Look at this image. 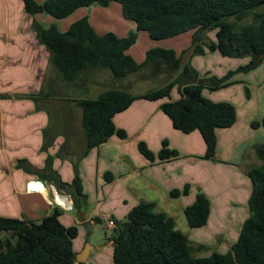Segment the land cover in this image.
<instances>
[{
    "label": "crops",
    "instance_id": "1",
    "mask_svg": "<svg viewBox=\"0 0 264 264\" xmlns=\"http://www.w3.org/2000/svg\"><path fill=\"white\" fill-rule=\"evenodd\" d=\"M43 15L44 13H38L34 18L43 26L54 23L50 21L44 24L41 20L45 19ZM32 18L24 12L21 0H0V215L39 220L57 207L61 210V223L64 226L75 225L78 229L73 239L75 253L80 252L86 242L89 249L85 262L114 264L112 238L102 247L94 246L86 226L99 220L105 223L107 219L122 220L141 201H153L157 210L166 211L175 218L178 228L177 217L196 200L199 192H203L211 202L206 225L182 231L187 234L198 257L208 256L215 251H229L238 240L245 220L250 216L249 199L253 184L248 175L249 170L260 166L262 162L256 155L255 147L264 143V126H254L253 123L261 122L264 118V61L250 71L237 72L232 78L233 83L227 87L219 90L204 88L205 97L213 101H229L237 109L235 124L216 130L215 158H204L206 144L199 130L184 133L176 129L169 116L160 108L163 102L181 97L178 85L173 87L171 98L155 101L137 99L129 108L116 113L113 122L127 131V138L111 136L106 142L89 149L83 156L85 140L81 110L76 100L89 98L90 93L97 94L99 90L94 86L103 83L97 78L101 72L105 71L107 77L104 85L109 88H127V79L114 81L109 71L93 69L81 72L73 81H64L55 72L50 77L46 72L48 81L44 82L49 54L36 40L31 27ZM71 23L66 21L60 30H66ZM120 23H125L127 27L125 32H115L120 37L127 36L130 31H137L135 22L121 20ZM95 31L98 34L105 33ZM193 33V30L187 31L165 38L172 41L161 43L163 41L155 42V39H151L147 31L140 30L135 44L127 52L142 63L151 48H172L178 54L188 49L183 55L187 54L184 64L190 61L197 69L199 78L212 75L221 77L229 70L242 66L236 64L229 69L224 67L225 70L216 68L209 57L212 60L211 54L219 51L206 49L204 54H194L191 48ZM140 38L144 39L147 46L137 49ZM204 57L205 63L202 59L197 63L199 58ZM245 59L250 60L249 57ZM160 64L161 62L147 64L148 69L155 66L151 70L154 76L164 73L157 71ZM170 75L172 77L173 73L170 72ZM132 80L135 81L136 78ZM43 88L44 92L40 93ZM142 93L144 92L134 94ZM31 94L40 102L51 103L54 113L60 115L62 109L59 108L63 106L67 109V122L58 121L51 133L49 131L52 144L47 151H42L41 145L44 131L49 126L50 110L46 106V109L42 107V104L36 108ZM97 96L98 94L90 98ZM59 101L63 103L59 105ZM164 140H168L170 148L179 152V157L151 162L139 150L138 143L145 141L158 153ZM63 143L65 155L56 157L55 153ZM47 154L53 156V168L64 182L70 183L74 179L73 162L76 163L82 191L86 196L82 221L78 219L70 194L58 190L51 181L25 172L15 165L17 159L25 158L34 167L41 168ZM105 173H110L109 181L105 179ZM186 184L190 185L188 194L176 198L170 196L173 189H182ZM57 192L68 194L65 204L56 200ZM6 235L12 241L15 240L11 232L0 231V239ZM199 245L204 248L197 250ZM92 250L94 253L88 260Z\"/></svg>",
    "mask_w": 264,
    "mask_h": 264
},
{
    "label": "trees",
    "instance_id": "2",
    "mask_svg": "<svg viewBox=\"0 0 264 264\" xmlns=\"http://www.w3.org/2000/svg\"><path fill=\"white\" fill-rule=\"evenodd\" d=\"M24 12L33 17L31 27L36 40L49 54V61L55 73L64 81H73L81 72L93 69H108L115 80L140 71L150 62L166 63L178 75L164 86L142 94L119 88H108L96 98L76 100L81 110V126L85 140L84 156L88 150L106 142L111 136L127 138L125 129L117 127L113 116L126 110L137 99L151 101L171 98V92L178 85L181 97L163 102L162 111L169 116L173 126L184 133L199 130L206 144L204 158H215L217 150V128H228L237 121V109L229 101H213L204 96L203 90H219L233 83L230 78L239 71L257 67L264 57V0H21ZM117 2L122 14L133 20L137 31H130L120 37L113 32L98 34L87 16H83L62 31L55 23L43 26L34 16L47 13L55 19L72 14L80 7L98 4L107 6ZM252 16L253 21H240ZM144 30L151 38L161 40L193 30L191 48L194 54L219 51L223 56L251 57L249 63L228 71L224 76L212 75L199 78L198 71L188 61L182 64V57L175 49L155 47L146 53L144 62H138L127 51L135 44L138 31ZM216 30V40L203 43L207 31ZM248 92V89H247ZM41 93V92H40ZM34 101L37 98L31 94ZM264 126V118L253 125ZM47 132L44 131V137ZM52 143L46 137L41 145L47 151ZM140 152L151 162L172 160L179 152L164 140L162 148L155 153L145 141L138 143ZM260 166L249 170L253 189L249 199L250 216L245 220L239 238L227 252L215 251L208 256L198 257L195 248L182 230L176 227L175 218L163 210H157L153 201H141L122 220H114L111 238L114 264H264V143L256 145ZM65 155L63 143L55 153ZM16 167L34 173L51 181L58 190L70 194L74 207L83 211L86 196L73 162L75 177L64 182L53 168V156L47 154L41 168L32 166L25 158L16 160ZM105 173L107 181L111 179ZM190 185L173 189L172 198L188 194ZM211 212V202L203 192L184 209L191 228L206 225ZM57 207L39 220L0 215V231L14 234V241L5 236L0 239V264H92L75 259L73 239L78 233L75 225L64 226ZM96 220V219H95ZM204 248L199 245L197 250Z\"/></svg>",
    "mask_w": 264,
    "mask_h": 264
},
{
    "label": "rangeland",
    "instance_id": "3",
    "mask_svg": "<svg viewBox=\"0 0 264 264\" xmlns=\"http://www.w3.org/2000/svg\"><path fill=\"white\" fill-rule=\"evenodd\" d=\"M120 7H121L120 4L117 2H111L107 6L92 4L90 6L78 8L69 16H67L65 18H61V19H55L51 15L44 13L43 17H45V19H41V20L44 24L47 22H50V21L54 22L60 29L63 26V23H66V21L74 22L75 20H77L83 16H87L90 20V23L94 26V28L98 32L110 31V32H114V33L116 32L117 34H120L122 32H125V30L127 29V27L125 26V23H120L121 20L122 21H128L129 23H134L132 20H129V19L125 18V16H123V14L121 13L122 10ZM259 10H264V6L262 8H260ZM82 11H84V13H82ZM46 17L47 18L50 17L51 19H47ZM252 21H253V17L249 16V17L245 18L244 20L240 21V23L245 24V23H249ZM211 40H216V30H210L204 34L203 43H208ZM160 41H163L161 43H165L166 41H172V40L164 39V40H160ZM160 41L155 40V42H160ZM163 45L167 46L168 44H163ZM145 46H147V45H146L144 39L140 38L137 45H136V48L141 49V48H144ZM173 46H174V44H173ZM215 55H218V57ZM186 57H187V54H186V56L183 57L182 64H184ZM211 57H213V58L211 60L209 57V61H213V64L216 68H224L225 67V68L229 69V68H232L236 64L237 65L242 64V66L246 65L250 61V60L247 61L245 59L246 57H243V58H234V57H228V56L226 57V56H223L220 52H216V54H211ZM249 58L251 59V57H249ZM201 59H202L203 63L206 62V58L204 57V58H199L197 63H200ZM154 67L155 66L152 65L150 67V69H148V65L147 66L145 65V67H143L140 71L133 73V74H129L126 77H123L122 79H127L128 87L127 88H120V89L127 90V91L131 92L132 94L140 93V92H147L149 90L158 89V88L162 87L165 84V82L172 79L173 76L176 77L178 75L177 74L178 71H175V72L172 71L171 69H169V67L166 63L161 62V64L157 67V68H159L157 71H162L164 73H161L159 76H154L151 72V70L153 71ZM225 68H224V70H225ZM105 70L109 71L108 69H105ZM155 71H156V69L154 70V74H155ZM248 71H250V70H248ZM46 72L48 73V76H50V77H52L51 75L53 74V72H55L53 70V66H52L50 61L48 62V65L46 67V71H45V75H44V82L48 81ZM170 72L173 73L172 77L170 75ZM109 73H110V71H109ZM110 75H111V73H110ZM233 76L230 78V80H232ZM98 77L100 78V81L103 83H97L94 86L95 88H97V91L99 90L97 92V94L106 90V88L107 89L109 88L108 85H104L106 82V77H107L105 74V71L103 73L101 72V75H97V78ZM111 78H112V76H111ZM133 78H136V80L135 81L132 80ZM122 79H119V80H122ZM112 80H113V78H112ZM114 81H118V80H114ZM43 87L45 88V85H43ZM44 88L42 91H40L41 93L44 92ZM110 88H112V87L110 86ZM91 92H92V90H91ZM90 94L88 95L89 98L95 97L97 95V94H95V95H90ZM84 98H87V97H84ZM34 102L36 103V108H39L41 106L40 104H42V107L45 108V106H46L50 110L48 112L50 115V117H49L50 121H49V126L45 130L47 132V135H45V137L43 136V141H44V139L46 137H51L50 136L51 130L54 126L56 127L58 121L61 122L62 120H66V122H67V119H68V113L66 111L67 109L65 108V106L59 108V109H62V112L59 115L58 113L53 112L52 105H50L51 103H43V102H40L39 100L37 102L36 101H34ZM61 103H63V102H61V101L58 102L59 105ZM64 105H65V101H64ZM49 131H50V133H49ZM51 144L48 146V148L51 146ZM11 184H13V181H11ZM16 184H18V183H16ZM177 226L181 230L190 228L188 221L186 219V216L184 214V211H183V213H181L180 217H177ZM86 230L88 231V234H90L91 244H93L94 246H100V247H102L103 245H106L108 243V241L110 240V237H111V233H112V229H110L108 227V225L103 220L95 221V223H90L88 226H86ZM87 246H89V245H88V243L85 242V245L81 248V251ZM215 248H217V247H215ZM78 253H75V255H77ZM93 253H94V250L91 251V254H90L88 260H90L91 255Z\"/></svg>",
    "mask_w": 264,
    "mask_h": 264
},
{
    "label": "water",
    "instance_id": "4",
    "mask_svg": "<svg viewBox=\"0 0 264 264\" xmlns=\"http://www.w3.org/2000/svg\"><path fill=\"white\" fill-rule=\"evenodd\" d=\"M263 57H264V54H262L261 56H259L257 58V61H260V59L263 58ZM67 198H68V194L63 193V192H57L56 200L59 203L65 204L66 201H67ZM76 209H77L78 219H79V221H82L83 220V211H80V208L79 207H77ZM88 249H89V246L85 247L81 252H79L77 255H75L76 261H78V262H85Z\"/></svg>",
    "mask_w": 264,
    "mask_h": 264
},
{
    "label": "built area",
    "instance_id": "5",
    "mask_svg": "<svg viewBox=\"0 0 264 264\" xmlns=\"http://www.w3.org/2000/svg\"><path fill=\"white\" fill-rule=\"evenodd\" d=\"M106 222H107L106 224H107L108 227H110V228H113L114 225H115V223H114V221H113L112 219H107Z\"/></svg>",
    "mask_w": 264,
    "mask_h": 264
}]
</instances>
